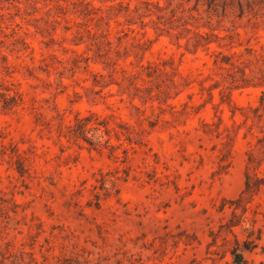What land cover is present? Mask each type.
<instances>
[{
  "label": "rangeland",
  "instance_id": "374dc122",
  "mask_svg": "<svg viewBox=\"0 0 264 264\" xmlns=\"http://www.w3.org/2000/svg\"><path fill=\"white\" fill-rule=\"evenodd\" d=\"M261 95L264 0H0V264H231Z\"/></svg>",
  "mask_w": 264,
  "mask_h": 264
},
{
  "label": "trees",
  "instance_id": "16d2710c",
  "mask_svg": "<svg viewBox=\"0 0 264 264\" xmlns=\"http://www.w3.org/2000/svg\"><path fill=\"white\" fill-rule=\"evenodd\" d=\"M248 108L252 111V118L256 119L257 122L263 121L261 127L262 136L257 140V143H259L257 148L259 155L252 154L248 157V163L256 166L264 160V97L260 96L258 106ZM243 116L245 119L251 117L247 113H243ZM100 127H103L106 134L109 132L106 122L99 120L98 116L90 112L86 116H77L73 126L69 129V133L72 137H82L93 148L99 149V146H101L100 141H93L87 138L85 133L99 130ZM124 152L125 150H123ZM221 160H225L224 155ZM263 189L264 176L251 174L248 168H246L243 187L240 192L233 198L223 199L219 206V211L227 207L229 215L224 221L220 222L215 232H210V236H212L213 243L218 237L221 238L222 245L225 247L224 251L229 254L231 264H248L247 254L259 246L261 227L256 224L259 221L258 216L264 222V209L260 208V204L256 202L253 206L254 208L251 210V216L248 217L246 214L250 210V204L253 203L254 196ZM236 228H240L239 231H236ZM229 235L231 237H228Z\"/></svg>",
  "mask_w": 264,
  "mask_h": 264
}]
</instances>
